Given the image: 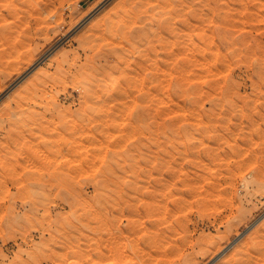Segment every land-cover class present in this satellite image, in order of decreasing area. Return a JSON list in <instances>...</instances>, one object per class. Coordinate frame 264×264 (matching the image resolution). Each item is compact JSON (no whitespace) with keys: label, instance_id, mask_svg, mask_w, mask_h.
I'll use <instances>...</instances> for the list:
<instances>
[{"label":"rangeland","instance_id":"1","mask_svg":"<svg viewBox=\"0 0 264 264\" xmlns=\"http://www.w3.org/2000/svg\"><path fill=\"white\" fill-rule=\"evenodd\" d=\"M0 264H264V0H0Z\"/></svg>","mask_w":264,"mask_h":264},{"label":"bare ground","instance_id":"2","mask_svg":"<svg viewBox=\"0 0 264 264\" xmlns=\"http://www.w3.org/2000/svg\"><path fill=\"white\" fill-rule=\"evenodd\" d=\"M102 4H103V3H102ZM102 4H101V5H102ZM99 6H100V5H99ZM96 9H97V8H96ZM97 10H98V9H97ZM221 10H222V9H221ZM238 11H239V10H238ZM239 12H240V11H239ZM196 15H197V14H196ZM193 16H194V15H193ZM210 18H211V17H210ZM225 18H226V16H225ZM209 21H210V20H209ZM205 22H206V21H205ZM191 23H192V22H191ZM231 23H232V22H231ZM133 24H134V23H133ZM214 24H215V23H214ZM236 24H237V23H236ZM136 25H137V24H135V26H136ZM189 25H190V24H189ZM192 25H193V24H192ZM218 25H219V24H218ZM228 25L231 26V24H228ZM137 26H139V25H137ZM230 26H228V27H230ZM197 27H198V26H197ZM132 28H133V27H132ZM142 28H143V27H142ZM162 28H164V27H162ZM204 28H205V27H204ZM230 28H231V27H230ZM127 29H128V28H127ZM187 29H188V28H187ZM236 29H237V26H236ZM128 30H129V29H128ZM143 30H144V29L134 31L133 29H130L129 31H126V32H125L126 35H124V36H125V40H126V39H130V38H132V39L134 38V39H135V37H138V38L141 39L142 36H143V32H142ZM188 30H189V29H188ZM193 30H194V28H193ZM193 30H192V32H193ZM114 31H115V30H114ZM164 31H165V30H164ZM183 32H184V31H183ZM185 32H188V31L185 30ZM211 32H212V31H211ZM125 33H124V34H125ZM164 33H165V32H164ZM167 33H168V32H167ZM160 34H161V33H160ZM188 34H189V33H188ZM146 35H147V34H146ZM186 35H187V34H186ZM207 35H208V34H207ZM165 36H166V35H165ZM165 36H164V37H165ZM102 37H103V36H102ZM146 37H147V36H146ZM164 37H163V39H165L167 36H166L165 38H164ZM170 37H171V36H170ZM177 37H178V36H177ZM180 37H181V36H180ZM99 38H100V37H99ZM103 38H104V37H103ZM184 38H185V37H184ZM184 38H183V39H184ZM201 38H202V36L200 37V39H201ZM209 38H210V37H209ZM212 38H213V37H212ZM169 39H170V38H169ZM178 39H179V38H178ZM218 39H219V38H218ZM147 40H148V39H147ZM149 40H150V39H149ZM167 40H168V39H167ZM167 40H166V41H167ZM201 40H205V39H204V36H203V38H202ZM201 40H199V41L201 42ZM107 41H109V40H107ZM134 41H136V40H134ZM140 41H141V40H140ZM163 41H164V40H163ZM210 41H211V40H210ZM120 42H121V41H120ZM138 42H139V41H138ZM138 42H137V43H138ZM148 42H149V41H148ZM179 42H180V41H179ZM179 42L176 41L175 45H176L177 43L179 44ZM202 42H203V41H202ZM204 42H205V41H204ZM204 42H203V43H204ZM117 43H118V42H117ZM139 43H140V42H139ZM168 43H170V42H168ZM210 43H211V42H210ZM220 43H221V42H220ZM114 44H115V42H114ZM121 44H122V43H121ZM130 44H131V43H130ZM151 44H153V43H151ZM154 44H155V42H154ZM154 44H153V46H154ZM161 44H164V43H161ZM161 44H159V45H161ZM196 44H197V43H196ZM213 44H214V43H213ZM215 44H216V42H215ZM122 45H123V44H122ZM148 45H149V43H148ZM165 45H166V43H165ZM167 45H170V44H167ZM173 45H174V44H173ZM216 45H217V44H216ZM117 46H118V45H117ZM137 46H139V45H137ZM162 46H163V45H162ZM118 47H119V46H118ZM149 47H151V45H149ZM158 47H160V46H158ZM164 47H165V46H164ZM170 47H171V46H168L167 49H171ZM175 47H177V46H175ZM216 47H217V46H216ZM122 48H124V47L122 46ZM134 48H135V47H134ZM153 48H154V50L156 49V47H153ZM153 48H152V49H153ZM160 48H161V47H160ZM178 48H179V47H178ZM127 49H128V48H127ZM149 49H150V48H149ZM161 49H162V48H161ZM163 49H164V48H163ZM112 50H113V49H112ZM125 50H126V49H125ZM146 50H147V49H146ZM171 50H174V49H171ZM207 50H208V49H207ZM123 51H124V50H123ZM152 51H153V50H152ZM162 51H163V50H162ZM167 51H168V50L165 49V52H167ZM174 51H175V50H174ZM178 51H179V49H178ZM181 51H182V50H181ZM187 51H188V50H187ZM204 51H205V50H204ZM216 51H217V50H216ZM116 52H117V51H116ZM116 52H115V53H116ZM125 52H126V51H125ZM144 52H145V51H144ZM146 52H147V51H146ZM146 52H145V54H148V53H146ZM150 52H151V49H150ZM163 52H164V51H163ZM168 52H169V51H168ZM142 53H143V52H142ZM156 53H157V52H156ZM170 53H171V51H170ZM170 53L168 54V56H169L168 58H170L171 56L173 57V55L170 54ZM176 53H177V52H176ZM182 53H183V52H181V54H182ZM185 53H186V52H185ZM199 53H200V52H199ZM116 54H117V53H116ZM161 54H162V53H161ZM161 54H160V55H161ZM188 54H190V53H188ZM191 54H192V53H191ZM197 54H198V53H197ZM202 54H203V53H202ZM176 55H177V54H176ZM179 55H180V54H179ZM179 55H178V56H179ZM182 55H183V54H182ZM185 55H187V54H185ZM185 55H184L183 58L186 57ZM199 55H200V54H199ZM199 55H195V56L198 57ZM118 56H119V55H118ZM146 56H148V55H146ZM156 56H157V55H156ZM149 57H150V56H149ZM149 57H147V58L149 59ZM158 57H159V56H158ZM174 57H175V54H174ZM181 57H182V56H181ZM188 57H190V56H188ZM188 57H187V58H188ZM212 57H213V56H212ZM107 58H108V56H107ZM178 58H179V57H178ZM190 58L192 59V57H190ZM190 58H188V60H189ZM193 58L196 59V57H193ZM202 58H203V55H202ZM136 59H139V58H136ZM151 59H152V58H151ZM151 59H150V61H151ZM163 59H164V58H163ZM165 59H166V58H165ZM170 59H171V58H170ZM185 59H186V58H185ZM185 59H184V60H185ZM204 59H205V58H204ZM204 59H203V60H204ZM126 60H127V59H126ZM143 60H144V59H143ZM143 60H142V61H143ZM155 60H156V59H155ZM158 60L160 61V59H158ZM167 60H168V59H167ZM172 60H173V59H172ZM175 60H177V58H175ZM179 60H180V59H179ZM188 60H187V61H188ZM196 60H197V59H196ZM200 60H201V59H200ZM200 60H197V62L200 61ZM206 60H207V59H206ZM129 61H130V60H129ZM144 61H145V60H144ZM156 61H157V60H156ZM156 61H153V62L156 63ZM163 61H165V60H163ZM168 61H169V60H168ZM181 61H182V60H180L179 63H180ZM204 61H205V60H204ZM121 62H122V61H121ZM145 62H147V61H145ZM182 62H185V61H182ZM200 62H201V61H200ZM126 63H127V62H126ZM129 63H130V62H129ZM140 63H141V62H140ZM148 63H149V61H148ZM148 63H147V64H148ZM155 63H154V64H155ZM157 63H158V62H157ZM157 63H156L155 65H157ZM137 64H138V63H137ZM143 64H144V63H143ZM164 64H165V63H164ZM183 64L185 65V63H183ZM141 65H142V64H141ZM152 65H153V64H152ZM155 65H154V67H155ZM174 65H175V64H174ZM142 66L144 67L145 65H142ZM146 66H147V65H146ZM149 66H150V65H149ZM169 66H170V65H169ZM178 66H179V65H178ZM180 66H181V65H180ZM182 66H183V65H182ZM159 67H160V66L157 65V68H159ZM173 67H174V66H173ZM185 67H186V66H185ZM188 67H189V66H188ZM133 68H135V67H131V69H133ZM139 68H140V67H139ZM146 68H147V67H146ZM148 68H149V67H148ZM160 68H161V67H160ZM167 68H168V67H167ZM169 68H170V67H169ZM169 68H168V69H169ZM178 68H179V67H178ZM178 68H177V69H178ZM181 68H182V67H181ZM181 68H179V69H181ZM126 69H127V68H126ZM142 69H143V68H142ZM140 70H141V69H140ZM157 70H159V69H157ZM157 70L155 69V71H157ZM119 71H120V70H119ZM127 71H128V70H127ZM134 71H135V70H134ZM137 71H138V69H137ZM141 71H142V70H141ZM141 71H140V72H141ZM160 71L162 72V70H160ZM167 71H168V70H167ZM181 71H182V70H181ZM187 71H190V70H187ZM193 71H194V70H193ZM140 72H138V73H140ZM164 72H165V71H164ZM164 72H163V73H164ZM184 72H185V68H184ZM136 73H137V72H136ZM138 73H137V74H138ZM190 73H191V71H190ZM113 74H114V73H113ZM119 74H120V73H119ZM152 74H155V75H156V73H152ZM166 74H167V73H166ZM166 74H165V75H166ZM174 74H175V73H174ZM188 74H189V73H188ZM114 75H115V74H114ZM129 75H130V74H129ZM112 76H113V75H112ZM171 76H172V75H171ZM115 77H116V76H115ZM126 77H127V76H126ZM129 77H130V76H129ZM152 77H153V76H152ZM152 77H151V78H152ZM159 77H160V75H159ZM180 77H181V76H180ZM154 78H155V77H154ZM110 79H111V78H110ZM111 80H114V79L112 78ZM153 80H154V79H153ZM186 80H187V79H186ZM118 81H119L118 79L114 80V81L112 82V84H110L109 87H111V85H113V84L115 85ZM151 81H152V80H151ZM167 82H168V81H167ZM107 83H108V82H107ZM109 83H110V82H109ZM169 84H170V82H169ZM116 85H117V84H116ZM163 85H164V83H163ZM164 86H166V85H164ZM96 87H97V86H96ZM115 87H116V86H115ZM111 88H112V87H111ZM148 90H149V89H148ZM151 90H152V89H151ZM153 90H154V91H157V90H158V89H157V86H156ZM164 90H165V89H164ZM167 90H168V89H167ZM162 91H163V90H162ZM110 92H111V91H110ZM8 93H9V92H8ZM124 95H125V94H124ZM152 95H153V94H152ZM128 96H129V95H128ZM101 124H102V123H101ZM89 132H90V131H89ZM86 133H87V132H86Z\"/></svg>","mask_w":264,"mask_h":264}]
</instances>
